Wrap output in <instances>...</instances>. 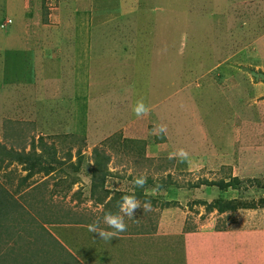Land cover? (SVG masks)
<instances>
[{
    "label": "rangeland",
    "instance_id": "1",
    "mask_svg": "<svg viewBox=\"0 0 264 264\" xmlns=\"http://www.w3.org/2000/svg\"><path fill=\"white\" fill-rule=\"evenodd\" d=\"M133 193L152 210L111 240L144 264H262L264 0H0V264H68L39 239L60 221L111 264L87 227Z\"/></svg>",
    "mask_w": 264,
    "mask_h": 264
},
{
    "label": "crops",
    "instance_id": "2",
    "mask_svg": "<svg viewBox=\"0 0 264 264\" xmlns=\"http://www.w3.org/2000/svg\"><path fill=\"white\" fill-rule=\"evenodd\" d=\"M57 227L58 228H57L56 231L58 233V236H62V239L64 240L63 242H60V240L58 239V236L56 238L50 232L48 234L47 233L48 230L43 225L40 226V228H41L40 233H43V234H39V236L42 235V237H40L39 239L42 240V241L43 240L45 241L44 246H49V243H50L54 249L59 248L62 251V254L65 255L64 257L65 258H67V257L69 258L68 264H95L94 262H97V261H98V264H107L108 263V260L107 259L103 260L102 256H98L96 258H93L92 254L97 253L98 248L96 250H94L93 252L90 251V250L87 251V252L86 251L79 252L77 249H75V247H73L74 244L76 243V240H74L73 242L70 241V240L74 239L73 231H74V229L79 227V224H77V223H66L64 221H60L59 224L57 225ZM82 227H86V226L82 225ZM82 229H84V228H82ZM67 232L69 234V239L66 241L64 235H66ZM17 236L19 237V239L21 241H23V238H22L23 236L21 234H17ZM71 237H72V239H71ZM118 237L119 238H116L114 240H110V241H113L114 245H115V247H111V248H115V250H114V259L113 260L110 259L111 260V264H140V261H141L142 264H144V261H143L144 259L140 260V257L141 258L145 257V255H143V253H146V250L142 249L141 248L142 246H139L137 244L138 242H135V243L133 242V241H136V240L124 239L132 247H134V248L131 249V252L135 253L134 251H136L138 253L137 254V259H139V260H138V263H137L134 255H129V253L126 252V251H123L121 253V251L124 248L126 250H129L130 248L127 249V244L128 243H126V241L123 242L122 241L123 238H120L121 237L120 235ZM92 238L95 239L94 236H92ZM3 239H5V238H3ZM6 239H9L11 241V243L14 245L13 240L8 238V236L6 237ZM83 240H84V242H83L84 245L90 244L88 239L83 238ZM14 241L17 242L16 239ZM28 241L33 244V242H34L33 237L28 238V240L25 239L23 241V243L28 242ZM105 242H109V241H105ZM106 245H108V244L105 243V248H109L110 247V246H106ZM40 250H42V253H40L39 255H38L37 252H32V258H31L30 255H28L26 257V259H28V260L24 264H49L50 260H51V255L49 256L47 251H44V248L40 249ZM261 253L264 254L263 252L259 251V255H261ZM104 254H107L106 249L104 251ZM35 255L40 256V258L39 259L35 258ZM226 256L227 255L224 254L223 258H226ZM15 258H17V257H13V259H12V261L14 263H16L18 261V259H15ZM29 258H31V260H29ZM201 258H202L201 259V264H205V261H208V260H209L210 264H222V263L224 264L225 263L220 258V256L218 257V256L211 255L210 257H208L206 255L204 258L201 256ZM26 259H24L23 261H25ZM237 260L240 261V259H238V258H237ZM106 261H107V263H106ZM152 261H153L152 259H149L148 260L149 264H154V261L153 262ZM235 263H236V261L231 259V260H229L228 264H235ZM262 264H264V259H263Z\"/></svg>",
    "mask_w": 264,
    "mask_h": 264
},
{
    "label": "clouds",
    "instance_id": "3",
    "mask_svg": "<svg viewBox=\"0 0 264 264\" xmlns=\"http://www.w3.org/2000/svg\"><path fill=\"white\" fill-rule=\"evenodd\" d=\"M132 111L138 118L147 116L150 112V107L144 103L143 100H138L133 106ZM167 133V127L164 124L155 125L152 129V134L155 136H164ZM169 159H175L179 163H185L189 160V153L181 148L177 151L169 154ZM147 182L146 175H140L134 177L133 185L135 187L143 188ZM117 213L107 212L101 217H97L93 223L88 226V231L91 233H97L99 237L105 241H110L113 237H117L119 233L127 230V224L125 223V217L129 219L134 217L137 209H143V212L152 210L151 203L145 202L141 205L135 194L122 195L120 201L117 202ZM103 224L105 227H101Z\"/></svg>",
    "mask_w": 264,
    "mask_h": 264
},
{
    "label": "trees",
    "instance_id": "4",
    "mask_svg": "<svg viewBox=\"0 0 264 264\" xmlns=\"http://www.w3.org/2000/svg\"><path fill=\"white\" fill-rule=\"evenodd\" d=\"M34 166V165H33ZM32 166V167H33ZM102 179H103V177H102ZM121 199V197L119 198V200ZM214 206V205H213ZM214 208H217V210L218 211H220V212H224V211H226V210H232V209H236L237 208V206H235L234 204H231V203H228V202H226L225 204H217V205H215L214 206ZM4 232H5V230H4ZM5 235H6V237L8 236V237H11L10 236V234L8 235L6 232H5Z\"/></svg>",
    "mask_w": 264,
    "mask_h": 264
}]
</instances>
